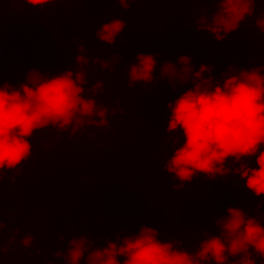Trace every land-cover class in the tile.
Wrapping results in <instances>:
<instances>
[{"label": "trees", "instance_id": "1", "mask_svg": "<svg viewBox=\"0 0 264 264\" xmlns=\"http://www.w3.org/2000/svg\"><path fill=\"white\" fill-rule=\"evenodd\" d=\"M86 2L70 0L42 9L22 0H0L2 81L18 85L32 68L48 75L60 73L74 66L77 47L84 42L89 57L84 66L89 84L84 87L103 81L97 103L119 109L115 115L109 112L106 127H86L71 136L51 127L36 132L30 159L17 172L4 173L0 264H65L54 254L66 251L73 235H88L103 247L106 237L135 234L142 225L156 228L161 241L180 240L178 247L194 251L205 232L219 233L214 220L227 215L228 207L256 216L261 203L259 212L264 214V196L248 192L244 181L231 172L216 180L201 174L177 188L179 182L164 164L182 143V133L167 132L171 115L167 103L192 85L173 89L166 80H157L130 88L127 79V64L137 62L138 53L157 54V77L160 64L176 62L180 55L190 56L196 70L201 64L214 65L218 79L229 64L237 68L262 64L264 33L254 27V18L217 41L205 30L193 31L196 18L212 15L210 9L217 7L212 3L138 0L125 10L111 2ZM254 12L264 14V2L257 3ZM115 18L126 21L124 33L111 46L97 42L96 30ZM97 57L113 61L111 70L92 63ZM245 162L256 166L255 157ZM238 166L231 160L226 165ZM259 219L264 223V215ZM27 234L34 240L31 254L20 243ZM61 235L63 241L58 239ZM252 258L264 264L255 253Z\"/></svg>", "mask_w": 264, "mask_h": 264}, {"label": "clouds", "instance_id": "2", "mask_svg": "<svg viewBox=\"0 0 264 264\" xmlns=\"http://www.w3.org/2000/svg\"><path fill=\"white\" fill-rule=\"evenodd\" d=\"M33 8L47 9L52 4L70 0H22ZM75 3V0H71ZM111 2L127 10L138 0H87ZM191 3L215 4L212 15H200L195 20L194 33L205 30L217 41H223L237 31L248 19L254 18V27L264 33V14L254 12L257 3L264 0H190ZM127 28L124 19L115 18L103 23L95 32L97 42L111 46ZM4 32L0 34V41ZM3 45L0 43V54ZM74 66L48 75L32 68L24 82L12 85L0 77V181L6 171L17 172L32 155L31 138L38 131L51 127L58 132L75 135L86 127H106L108 114L118 108L98 104L95 97L104 90L103 81L89 84L84 66L89 63L85 43L77 47ZM155 53H138L137 62L128 63V87L167 81L173 89L191 83L174 101L167 103L171 115L167 132L179 130L182 143L166 158L164 168L179 183L177 188L191 183L203 174L216 180L229 172L244 181V188L255 197L264 196V63L251 68H237L229 64L218 79L213 75L214 65L201 64L196 70L192 58L180 55L176 62L160 64L159 76ZM120 57L118 56V61ZM92 63L111 70L113 61L97 57ZM205 73L208 75L205 76ZM255 157V167L245 161ZM238 167H226L229 161ZM256 205L257 215L251 216L240 207H228L227 215L215 218L218 234L204 233L195 250H185L180 240L161 241L156 228L142 225L135 234H115L105 238L106 246H97L88 235H73L66 251H56V258L65 264H256L255 253L264 260V223ZM0 206V253L5 224ZM19 233V229H17ZM63 241L64 237L58 236ZM33 237L25 235L20 243L25 249L33 247ZM192 246H190L191 249ZM39 251V249H38ZM86 254V255H85ZM125 259L121 262L118 257ZM231 257V259H229Z\"/></svg>", "mask_w": 264, "mask_h": 264}]
</instances>
